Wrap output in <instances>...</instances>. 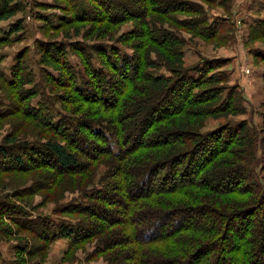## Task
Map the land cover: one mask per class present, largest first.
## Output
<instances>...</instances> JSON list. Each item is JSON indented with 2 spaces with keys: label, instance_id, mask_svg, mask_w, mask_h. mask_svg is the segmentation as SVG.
Returning <instances> with one entry per match:
<instances>
[{
  "label": "trees",
  "instance_id": "16d2710c",
  "mask_svg": "<svg viewBox=\"0 0 264 264\" xmlns=\"http://www.w3.org/2000/svg\"><path fill=\"white\" fill-rule=\"evenodd\" d=\"M29 5L0 0V24ZM39 7L44 26L70 30L63 39L71 43L35 42L48 93H70L54 100L57 115L45 93L33 104L39 91L29 49L17 53L9 75L0 53V121L21 115L41 127L37 136L19 138L26 122L13 125L0 143V174L47 169L53 184H85L86 203L58 208V223L15 221L28 204L12 199L54 187L39 178L0 200V219L12 216L17 231L47 246L96 240L93 255H104L103 264H264V123L228 122L204 132L208 119L245 115V99L223 69L227 59L186 64L181 33L221 43L230 31L221 33L187 0H53ZM51 9L61 10L58 22L45 18ZM261 21L251 39H264ZM25 22L0 27V52L23 39ZM19 248L22 256L34 253Z\"/></svg>",
  "mask_w": 264,
  "mask_h": 264
},
{
  "label": "rangeland",
  "instance_id": "374dc122",
  "mask_svg": "<svg viewBox=\"0 0 264 264\" xmlns=\"http://www.w3.org/2000/svg\"><path fill=\"white\" fill-rule=\"evenodd\" d=\"M53 0H29L28 11L23 15L19 14L9 22L0 24V27L8 28V24L18 18L25 17L26 31L23 34V39L11 46L2 49L0 53L5 55L2 62V68L8 75L10 74L11 67L15 64V56L22 49H29L30 66L35 74L36 89L39 91L37 99L33 101L36 104L42 100L43 93L49 98L53 104H49V111L54 115L58 111V106H55L54 100L59 99L58 94H69V89H59L55 94L48 93V86L45 80V73L40 69L38 64L39 55L36 52V41L54 40L66 43H71L68 39H63L70 31L69 28L61 31H54L48 26H44V22L37 19L36 15L40 9V3H51ZM184 1V0H183ZM194 1L200 4L205 10L209 18L213 19L219 25L221 33L226 34L230 31V35L221 43L216 41H206L191 35L189 32L182 30L181 33L188 40L185 47L186 64L194 65L201 59H227V65L223 68L228 71L231 76V85H239L244 101L242 104L246 108L245 115L229 117L228 119H208L204 132L212 131L221 127L226 123L234 126L242 120H248L254 124L255 127H261L264 123V39L252 38V28L261 25L263 18L257 19L250 24L249 16L252 12H262L260 8L264 7V1L256 3L252 2L253 8H248L245 0H187ZM143 7V6H141ZM61 10L51 9L46 11L45 18L50 21L58 22L60 20ZM260 14H258L259 16ZM235 17V18H234ZM212 23V22H211ZM89 27V26H88ZM73 28H71L72 30ZM127 29V28H125ZM180 31V29H179ZM72 40V39H71ZM69 53V49H67ZM70 54V53H69ZM69 56V55H68ZM70 60L81 68L79 60L74 56H69ZM237 61V63H236ZM243 85V86H241ZM4 92L0 88V103L3 102L2 98ZM58 105V104H56ZM55 108V109H54ZM22 121L26 125L18 131L19 138H27L37 136L39 130L38 125L29 122L21 115H15L12 119L0 121V143L3 142L4 136L7 133L13 132V125L19 124ZM46 138L51 137V134L44 133ZM48 136V137H47ZM34 140V138H31ZM8 161V160H7ZM10 160L6 163H9ZM52 171L38 169L32 172H21L11 174H0V200L3 201L7 197L9 199L12 194L18 190H28L33 185V180L39 179L42 183H46L49 187L51 183ZM64 176V175H63ZM46 179V180H45ZM57 183L53 184L54 187L47 190H39L29 197H25L23 201L12 199L20 205L28 204L25 208L27 214L20 212L13 214L14 220L19 223L31 224V220H39L40 217H49L55 223H58V216L56 211L58 208H63L69 203H74L76 200L79 203H86L82 197L85 188L77 189V187H69L68 183H64L62 178ZM6 186V187H5ZM8 195V196H7ZM22 202V203H21ZM32 208H36L33 210ZM12 216H5L3 220L0 219V264H103L104 255H93L96 240L78 244L73 249L70 247V242L67 238H62L52 243L50 246L43 245L40 240L31 237L26 229L17 231L16 226L12 224ZM71 219H80L81 216L70 217ZM62 219H65L62 216ZM34 225V223H33ZM2 229V230H1ZM22 241V243H21ZM37 243L34 245V242ZM236 243V238L231 241V247ZM28 245V248L34 251L33 254H26L22 256L18 253L21 246ZM24 257L25 261H20ZM20 261V262H19Z\"/></svg>",
  "mask_w": 264,
  "mask_h": 264
},
{
  "label": "crops",
  "instance_id": "0c3cea01",
  "mask_svg": "<svg viewBox=\"0 0 264 264\" xmlns=\"http://www.w3.org/2000/svg\"><path fill=\"white\" fill-rule=\"evenodd\" d=\"M253 1L258 3V2H261V1L263 2L264 0H245V3H246L248 8H253V6H252V2ZM260 10L262 11L260 13H258V11H255V10L252 12V14L249 16V20H248L249 22H247L248 26L250 24H252L251 22H253V21L257 20V19L263 18V20H264V7L260 8ZM258 14H260V15L258 16ZM236 63H237V61H236ZM241 86H243V85H241Z\"/></svg>",
  "mask_w": 264,
  "mask_h": 264
}]
</instances>
